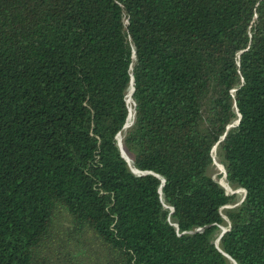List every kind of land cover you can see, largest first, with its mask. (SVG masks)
<instances>
[{"label": "trees", "instance_id": "16d2710c", "mask_svg": "<svg viewBox=\"0 0 264 264\" xmlns=\"http://www.w3.org/2000/svg\"><path fill=\"white\" fill-rule=\"evenodd\" d=\"M234 263L264 264V0H0V264Z\"/></svg>", "mask_w": 264, "mask_h": 264}, {"label": "rangeland", "instance_id": "374dc122", "mask_svg": "<svg viewBox=\"0 0 264 264\" xmlns=\"http://www.w3.org/2000/svg\"><path fill=\"white\" fill-rule=\"evenodd\" d=\"M130 102H131V100H130ZM129 102V104H130V106H131V103ZM132 106H133V104H132ZM134 117L132 116L131 118H130V123L132 122V119H133ZM126 130V129H125ZM120 138V140L122 141V136H120L119 137ZM128 158V157H127ZM130 159V158H129ZM131 160V159H130ZM216 164V166H215V169H212L211 170V172H210V174L212 175V177L214 178V179H216V180H218V182L223 186V187H225V190L227 191V193L229 194V195H232V193H236L240 198H241V200L245 197V191L244 190H242V189H238V190H234V189H232L229 185H228V183L225 181V179H224V176H221V178H218V175L219 174H222V175H224V173H225V171H224V168L220 165V164H218L217 162H215Z\"/></svg>", "mask_w": 264, "mask_h": 264}, {"label": "water", "instance_id": "95a60500", "mask_svg": "<svg viewBox=\"0 0 264 264\" xmlns=\"http://www.w3.org/2000/svg\"><path fill=\"white\" fill-rule=\"evenodd\" d=\"M133 91H134V89H133V87H132V90H131V95L133 94ZM134 118H135V114H134ZM132 124V123H131ZM130 125H125V128H128ZM119 148H120V150H121V152H122V154L124 155V151H123V147H122V144H120V142H119ZM214 150H215V148H214ZM125 158V157H124ZM126 159V158H125ZM128 161V160H127ZM216 164V163H215ZM129 167H130V165H129ZM132 170V169H131ZM225 171V170H224ZM132 172L135 174V175H140V173L138 172V171H133L132 170ZM143 175H144V173H143ZM225 177H226V173H225ZM232 194H236V193H232ZM227 232V229H225V228H223V232H222V234H221V236L224 234V233H226ZM218 242H219V240L216 242V245L218 246ZM230 258V257H229ZM231 259V258H230ZM234 262V261H233ZM234 264H236V263H234Z\"/></svg>", "mask_w": 264, "mask_h": 264}, {"label": "bare ground", "instance_id": "6f19581e", "mask_svg": "<svg viewBox=\"0 0 264 264\" xmlns=\"http://www.w3.org/2000/svg\"><path fill=\"white\" fill-rule=\"evenodd\" d=\"M129 99L131 100V93H130V95H129ZM132 116L134 117V111H133L132 106H130V118H131ZM127 124H128V123H127ZM129 124H131V123L129 122ZM118 139H119L120 144H122V141L120 140V138H118ZM124 156H125V158L128 160V162L130 163V165L133 166V165H132V161H131L129 158H127V156L125 155V153H124Z\"/></svg>", "mask_w": 264, "mask_h": 264}, {"label": "built area", "instance_id": "2783aa9c", "mask_svg": "<svg viewBox=\"0 0 264 264\" xmlns=\"http://www.w3.org/2000/svg\"><path fill=\"white\" fill-rule=\"evenodd\" d=\"M127 102H128V104H129V102H130V99H127ZM131 106H132V104H133V102H132V99H131ZM132 108H133V106H132ZM134 111V110H133ZM133 121H134V118H133V120H132V122L131 123H133ZM127 125H131V124H127Z\"/></svg>", "mask_w": 264, "mask_h": 264}]
</instances>
